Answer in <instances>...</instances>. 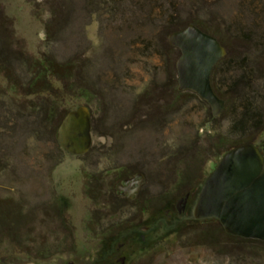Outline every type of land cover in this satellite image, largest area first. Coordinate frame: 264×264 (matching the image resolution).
Returning <instances> with one entry per match:
<instances>
[{
	"label": "rangeland",
	"instance_id": "374dc122",
	"mask_svg": "<svg viewBox=\"0 0 264 264\" xmlns=\"http://www.w3.org/2000/svg\"><path fill=\"white\" fill-rule=\"evenodd\" d=\"M243 1L0 0L16 65L0 69V263L264 264L263 244L230 238L217 221H193V188L240 136L230 132L232 114L212 120L207 104L178 94L179 54L164 25L177 12L176 26L195 22L232 42L239 68L256 60L253 91L264 103V37L254 35L262 23ZM47 57L80 74L31 82L33 60ZM241 71L219 74L229 84ZM80 106L91 109L92 145L77 157L60 147L52 124ZM257 141L264 150V131ZM134 171L173 214L118 199L119 176ZM182 173L195 182L180 193L172 187Z\"/></svg>",
	"mask_w": 264,
	"mask_h": 264
},
{
	"label": "water",
	"instance_id": "95a60500",
	"mask_svg": "<svg viewBox=\"0 0 264 264\" xmlns=\"http://www.w3.org/2000/svg\"><path fill=\"white\" fill-rule=\"evenodd\" d=\"M167 41L179 51L175 64L177 89L194 93L214 118L220 117L226 105L213 90L211 76L226 49L217 38L193 24L171 32ZM56 140L73 156L89 151L92 136L87 107L80 106L63 117ZM259 146L256 139L221 155L201 186L195 219H215L228 235L264 242V150Z\"/></svg>",
	"mask_w": 264,
	"mask_h": 264
},
{
	"label": "trees",
	"instance_id": "16d2710c",
	"mask_svg": "<svg viewBox=\"0 0 264 264\" xmlns=\"http://www.w3.org/2000/svg\"><path fill=\"white\" fill-rule=\"evenodd\" d=\"M245 1L247 3V6L249 7L250 13L254 14V16L252 15L253 19L256 20L257 22H258V20L261 21L262 25H260L261 26L260 30H262L264 32V3H259L258 0H244L243 2L245 3ZM258 11H260V12L257 15ZM175 14L178 15L177 12H174V14H173V12L168 13L167 20L164 23V25L168 26V29H169L168 33L169 34L171 32L181 30V29L185 28L186 26H188V24H186V26L184 25L182 27L176 26L178 24H176L177 22L175 21V19H176ZM252 22H253V20H252ZM189 24H193V25L197 26L198 28H200L202 31L214 36L215 38H217L218 41L220 42V44L226 49L225 57L222 58L216 64V66L213 69L212 76H211V82H212V87H213V90L215 91V93L221 99H223L225 101L226 110L222 113L221 116L225 115L226 113L232 114L233 119L231 120L230 132L234 135H239L240 140L235 142L234 143L235 145L227 148L223 153H225V152H227V151H229V150H231L237 146H240L242 144L253 143L258 138V136L264 131V103L262 101V97L256 95V93H258V92H256V90L253 91L254 86L252 85V80H251V76H252L251 70L255 71V69H254V67H250V65H253V66L256 65L257 61L256 60H245L246 62H241V64H244L245 67L239 68L241 65L239 63H237L235 60H232L231 55H230V52L232 51V46H231L232 42L230 44L229 42L221 40L219 37L216 36V34H214L213 32L209 31L208 29L202 27L201 25H199L195 22H192ZM260 26H259V28H260ZM253 27H255V26H253ZM262 31L254 32V35L259 36V37H264V34H258L259 32H262ZM228 38H229V36H228ZM167 44H168V41H167ZM168 46L173 48L169 44H168ZM262 46L264 47V44H262ZM173 49H175V48H173ZM175 50L179 54V51L177 49H175ZM247 50L251 51L250 45L247 46ZM0 53H1V51H0ZM34 67L36 68V71H35L36 75H35V77L31 78V80H32L31 82H34V80L38 79V83H40V81L45 83L46 79L48 78L49 75L54 76L58 79H64L65 77H67V76H65L66 72H69V73L70 72L71 73L77 72L78 74H80V71H78L77 68L75 69V65L72 64L71 62L59 63L56 60L51 59L49 57L38 61L37 63L34 64ZM226 70H227V72H229V71L236 72L237 70H242V71L240 72L239 75L236 74L233 77L232 81L228 84V82L226 83V81L224 80L223 76H221L219 74L220 71H222V73L225 74ZM263 70H264V68H263ZM218 76H219V78H218ZM240 84H242V85H240ZM32 85L33 84H31V86ZM178 94H188V95H191L193 98H198L192 92H181ZM82 95L84 96L85 94H82ZM234 100H235V103L232 104V102H234ZM234 104L237 107L235 106V108H234ZM69 111H71V110H69ZM68 112L62 111L60 114H57L58 118L52 124V130L57 131V128H58L61 120L63 119V117ZM47 113H46L45 117L48 118L49 115H47ZM211 118H212V120H215V119H218L219 117L214 118L211 114ZM223 153H221V154H223ZM185 177H187V176H184V173H182L180 180H179V183H182V185L185 187L186 186L191 187V185L195 181L192 179V181L189 182L190 180L187 181V178H185ZM186 182L191 183V185L189 183H186ZM199 188H201V185L199 186ZM219 225H220V223H219ZM221 228H222V226H221ZM222 230H223V228H222ZM226 235L230 238H235V239L242 240V241L258 242V243L264 245V242H260L257 240L243 239V238L234 237V236H231L228 234H226Z\"/></svg>",
	"mask_w": 264,
	"mask_h": 264
},
{
	"label": "flooded vegetation",
	"instance_id": "af4514ba",
	"mask_svg": "<svg viewBox=\"0 0 264 264\" xmlns=\"http://www.w3.org/2000/svg\"><path fill=\"white\" fill-rule=\"evenodd\" d=\"M50 14H55V12L51 11ZM3 15L4 14H2V13L0 15V51H1V53H0V69L10 72L11 69L12 68L14 69V66H16V65L14 64L15 62L12 63L13 55L11 54V50L9 49V47H10L9 43L10 42L7 41L6 37H5V34H8L7 32L10 28V25L8 22H5V19L3 21H1ZM10 33H12V31ZM14 61H16V60H14ZM38 61L39 60H33V63L35 64ZM34 64H33V66H34ZM180 92H182V91H180ZM185 92H188V91H185ZM85 107L88 108L89 113H90V117L92 118L91 109L88 106H85ZM90 123H91V120H90ZM91 129H92V125H91ZM91 145H92V141H91ZM90 148H91V146H90ZM77 157H81V156H77ZM177 180L178 181L175 183V185L172 188H174L176 192L181 193L184 186L182 185V183H179V180H180L179 178ZM144 184H145V179H144L143 174H141L140 172L134 171L130 174L126 173L123 176H119L117 183L115 185V193H116V195H118V199L122 200V202H125L127 204H134V205L139 204L140 205L139 207H140V209H142V211L146 212L149 209L150 210L153 209L152 210L153 213H158V212H161V210L166 209V212L170 211L173 214V209L170 208L168 205H166L169 202L167 200H161V198L159 197L160 194L159 195H155V194L153 195V194L148 193L147 190L143 189ZM186 188L189 189L190 186H186ZM197 188H198V194H199V191H200L199 186L194 187L193 189H197ZM197 197H198V195H197ZM197 197H196V201H197ZM188 198H189V192H187L185 195V198L183 200L184 203H186V200ZM195 205H196V203H195ZM178 206H179V204H177V206L175 207L176 210L178 209L177 208ZM194 208H195V206H194ZM176 213L179 214L177 216L181 215L180 212H178V210ZM166 218H168V214L166 215ZM204 220L217 221L215 219H204ZM193 221L195 223H198L201 220H197L193 217ZM146 229L147 228H144L143 230L147 231ZM144 237H145V234H142L141 235L142 242L146 241V239ZM22 241L23 240H20V241L18 240V243L21 244ZM116 251H118V250H116ZM100 258L102 260L99 259V257L97 256L96 260H94V264H101L106 259V258H103L102 256ZM3 262H4L3 258H1L0 264H4Z\"/></svg>",
	"mask_w": 264,
	"mask_h": 264
}]
</instances>
